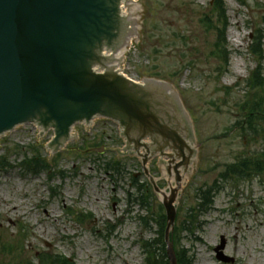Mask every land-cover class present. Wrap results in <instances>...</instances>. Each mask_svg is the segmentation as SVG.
Wrapping results in <instances>:
<instances>
[{
  "label": "rangeland",
  "instance_id": "rangeland-1",
  "mask_svg": "<svg viewBox=\"0 0 264 264\" xmlns=\"http://www.w3.org/2000/svg\"><path fill=\"white\" fill-rule=\"evenodd\" d=\"M132 1L138 30L121 72L138 83L152 79L172 87L192 131V145L186 141L190 161L184 166L180 156L166 157L174 153L165 148V155L156 153L143 166L135 153L124 151L118 125L100 118L90 128L74 125V138L53 154L52 128L16 126L0 136V264H39L38 258L51 254L74 264H145L144 251L153 255L166 229L153 186L167 194L176 190L178 230L196 208L198 190L211 189L213 206L199 215L198 228L179 235L178 249L189 251L193 264H222L213 251L221 238L232 264H264V171L236 180L226 174L238 159L264 151V126L252 130L241 112L264 97V0H221V18L215 0ZM218 28L225 54L218 51ZM257 32L258 57L252 53ZM256 69L261 77L253 79ZM101 147L102 154L90 151ZM32 149L48 164L38 174L22 166ZM183 154L189 158L185 149ZM114 160L122 164L118 176L104 169ZM174 166L177 176L189 171L179 187ZM141 196L149 208L134 201Z\"/></svg>",
  "mask_w": 264,
  "mask_h": 264
},
{
  "label": "water",
  "instance_id": "water-1",
  "mask_svg": "<svg viewBox=\"0 0 264 264\" xmlns=\"http://www.w3.org/2000/svg\"><path fill=\"white\" fill-rule=\"evenodd\" d=\"M119 3L0 0V135L20 124H36L53 129L51 145L65 140L69 129L79 123L78 116L86 120L98 116L118 124L125 150L141 158L143 166L156 153L165 155V148L174 153L166 157L180 156L187 165L183 149L192 154L185 142L192 141V131L172 87L156 80H145L144 85L122 80L107 69L109 62L101 61L104 48L114 47L124 35L122 26L111 25L118 18ZM95 66L104 74H94ZM177 167L173 169L179 187ZM144 175L149 177L146 170ZM153 190L162 195L156 186ZM175 201L176 190L171 189L168 199L161 200L170 264H176L169 240L176 219ZM224 248L221 238L214 249L216 259L232 264Z\"/></svg>",
  "mask_w": 264,
  "mask_h": 264
},
{
  "label": "trees",
  "instance_id": "trees-1",
  "mask_svg": "<svg viewBox=\"0 0 264 264\" xmlns=\"http://www.w3.org/2000/svg\"><path fill=\"white\" fill-rule=\"evenodd\" d=\"M217 3H221V0H215L214 4H217ZM261 7L264 10V5H261ZM218 10L219 11L222 10V5L217 4V9H214V11L216 12L215 14L219 18H221L222 13L219 12ZM262 22H264V14H263ZM219 23L222 24V21L220 20ZM217 31L220 32V37L218 38L219 40L217 41L218 51H220L221 54H225L224 38H221V37H224V31L219 28ZM260 39L261 37L258 35V32H257V35L255 37L256 43L252 51L253 55L257 57L260 54L259 46H258V44L259 45L261 44ZM260 75L261 74L259 73V70L256 69L252 73L251 78L256 79L258 77H261ZM252 82H253L252 80H249L248 84L251 85ZM263 108H264V97L262 98V100H255V102L254 100L249 101L243 106H241V112L246 113L244 121L247 122L249 128H251L252 130H257V132L258 131L260 132L261 128H263L264 126V109ZM262 133H264V129H262ZM33 151L34 153L31 151V154H33L31 158H29L27 154L23 155L24 159L22 161V166L26 169V171H29L32 174H38L41 171H45L48 164L46 161H43L41 159L40 153H38L35 150ZM28 153H30V151ZM104 167L106 171L114 175H117V176L120 174L121 169H122L121 162L117 160L108 162L106 165H104ZM263 171H264V151L262 152V155L254 159H240V160L238 159L237 161H235V163H233V165H231L230 167L226 169V174H231L233 176L232 178H234L236 176H247L250 174V172L258 175V173H261ZM133 187H135L136 192L140 191L136 183L135 185H133ZM140 194H143V193H140ZM142 196L139 198H135L134 201L140 200L142 207L149 208L148 205L143 203L144 201L142 200ZM128 197H129L128 202L132 201V195H128ZM213 200H214V196H213L211 189L209 190L207 188L199 189L198 197H197L198 203L196 204L197 206L196 208L190 209V212L187 215V218L184 220L183 224L186 227L183 228V230H178V228H174L173 233L171 235V241L174 244L177 264H193V256L189 257V251L178 249L179 235L183 231H186L187 234H192L194 232V227H197L196 224L198 222L199 215L211 209V207L213 206ZM194 216L196 217L195 221L193 220ZM162 232L160 233L161 235H162ZM159 238H161V236ZM159 238H157V241L154 244L155 246L156 245L160 246V248L155 247V249L153 250L154 252L153 255H149L150 250L148 249L144 251L145 248L147 247L145 248L142 247L144 251V256H145V264H169L167 257L165 256V253H164V244ZM38 263L39 264H74L68 258H65L58 254L56 255L51 254L49 256L47 255L41 256L40 258H38Z\"/></svg>",
  "mask_w": 264,
  "mask_h": 264
},
{
  "label": "bare ground",
  "instance_id": "bare-ground-1",
  "mask_svg": "<svg viewBox=\"0 0 264 264\" xmlns=\"http://www.w3.org/2000/svg\"><path fill=\"white\" fill-rule=\"evenodd\" d=\"M116 8H117V13H118V18L113 19L111 22V25L114 28L122 26V30L124 32V35L122 36V38H120L118 44L116 42L117 45L115 44L114 47L112 46V48H108V49L104 48V50L101 54V56H102L101 61L105 64L109 62L108 63L109 65L107 64V69H110V72L114 73V76H116L117 78H120L122 80H126L127 78L124 77V75L121 73L120 68L122 66L123 58L125 56L127 49L132 45V43H133V41L137 35V30H138L137 19L138 18L135 14V12L137 11V5L132 0H120V3L118 4V6H116ZM93 73L96 75H103L104 71L100 70V68L98 66H95ZM141 85H144V83ZM97 117H92V118H89L87 120L84 119L85 117L83 118V117L78 116L77 118L79 119V123H82L87 128H90L93 125V122ZM58 133L60 135H62V132L60 130H58ZM74 136L75 135H73L72 127H71L68 131V134L66 135L65 140L58 141V142L54 141V144L52 143L51 145H48V150L53 153V151L65 147L67 145V143L72 138H74ZM186 141H188V140H186ZM188 142L186 144H188ZM190 142H191L190 145H192V141H190ZM190 150L192 151V148H190ZM188 155H189L188 159L190 161L192 154L188 153ZM187 172H189V171H187ZM187 172H184V173H181L180 175H178L179 183H180L181 179H183V180L186 179V173ZM170 181H171V179H170ZM170 189L174 190L173 187H171ZM168 197H169V195L166 192H162V195H160V199H168Z\"/></svg>",
  "mask_w": 264,
  "mask_h": 264
}]
</instances>
